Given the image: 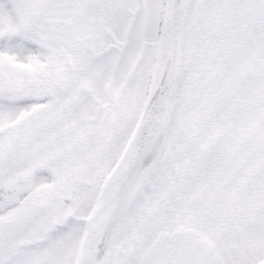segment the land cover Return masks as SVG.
Wrapping results in <instances>:
<instances>
[{
    "label": "snow or ice",
    "instance_id": "obj_1",
    "mask_svg": "<svg viewBox=\"0 0 264 264\" xmlns=\"http://www.w3.org/2000/svg\"><path fill=\"white\" fill-rule=\"evenodd\" d=\"M0 264H264V0H0Z\"/></svg>",
    "mask_w": 264,
    "mask_h": 264
}]
</instances>
